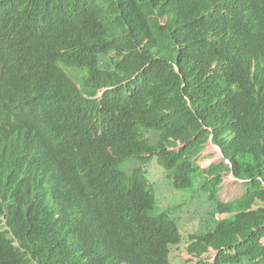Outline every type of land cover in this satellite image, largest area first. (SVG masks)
Listing matches in <instances>:
<instances>
[{"label": "trees", "instance_id": "1", "mask_svg": "<svg viewBox=\"0 0 264 264\" xmlns=\"http://www.w3.org/2000/svg\"><path fill=\"white\" fill-rule=\"evenodd\" d=\"M0 81V264H172L179 247L264 264V0H0ZM209 142L223 162L191 231L147 169L192 189ZM43 144L58 216L26 198ZM227 173L245 193L223 202Z\"/></svg>", "mask_w": 264, "mask_h": 264}, {"label": "rangeland", "instance_id": "2", "mask_svg": "<svg viewBox=\"0 0 264 264\" xmlns=\"http://www.w3.org/2000/svg\"><path fill=\"white\" fill-rule=\"evenodd\" d=\"M222 162L223 156L220 150L212 142H209L203 154L197 159L200 170L198 176L194 178L195 187L178 191L171 187L164 170L158 165L157 160L154 159L148 166L147 172L157 194L159 207L162 210L172 209L174 218L191 231L201 228L199 232H205L203 231L205 214L210 209V206L205 199V195L198 191V188L205 182L204 171L209 169L212 164L218 165ZM244 193V186L233 175L224 174V182L220 192L223 202L240 198ZM218 217L222 219L223 216L218 215ZM185 249V247H179L173 251L172 264H214L216 261L217 254H207L198 260L188 255Z\"/></svg>", "mask_w": 264, "mask_h": 264}, {"label": "clouds", "instance_id": "3", "mask_svg": "<svg viewBox=\"0 0 264 264\" xmlns=\"http://www.w3.org/2000/svg\"><path fill=\"white\" fill-rule=\"evenodd\" d=\"M3 82L5 81H0V84ZM43 146L44 144L30 154L24 168L23 177L29 173V178L25 187L26 198L37 196L39 200L49 206V209L55 216H58L61 209V199L57 188L62 178V162L57 158L43 157ZM20 196L23 199L25 197L21 188ZM207 254L213 255L218 253L210 251Z\"/></svg>", "mask_w": 264, "mask_h": 264}]
</instances>
